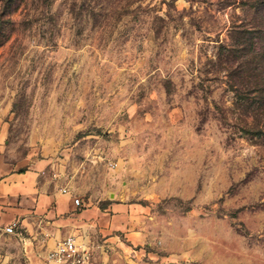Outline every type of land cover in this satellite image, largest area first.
Returning a JSON list of instances; mask_svg holds the SVG:
<instances>
[{"label": "rangeland", "instance_id": "rangeland-1", "mask_svg": "<svg viewBox=\"0 0 264 264\" xmlns=\"http://www.w3.org/2000/svg\"><path fill=\"white\" fill-rule=\"evenodd\" d=\"M255 24L264 0H0L5 156L132 205L77 235L94 264H264ZM22 247L0 227V264Z\"/></svg>", "mask_w": 264, "mask_h": 264}, {"label": "crops", "instance_id": "crops-1", "mask_svg": "<svg viewBox=\"0 0 264 264\" xmlns=\"http://www.w3.org/2000/svg\"><path fill=\"white\" fill-rule=\"evenodd\" d=\"M0 129V227L18 219L19 231L12 233L22 240L24 256L23 260L10 257L2 264H49L47 250L68 233L91 234L99 227L109 237L114 229L132 228L130 202H87L72 187L71 178H64L53 165L36 163L20 168L5 156ZM75 195L84 199V205L75 203Z\"/></svg>", "mask_w": 264, "mask_h": 264}, {"label": "built area", "instance_id": "built-area-1", "mask_svg": "<svg viewBox=\"0 0 264 264\" xmlns=\"http://www.w3.org/2000/svg\"><path fill=\"white\" fill-rule=\"evenodd\" d=\"M74 201L77 205L85 203L79 195L74 196ZM18 226V219H13L4 226V230L18 232ZM46 259L49 264H94L91 246L74 233L66 234L50 247L46 252Z\"/></svg>", "mask_w": 264, "mask_h": 264}, {"label": "trees", "instance_id": "trees-1", "mask_svg": "<svg viewBox=\"0 0 264 264\" xmlns=\"http://www.w3.org/2000/svg\"><path fill=\"white\" fill-rule=\"evenodd\" d=\"M7 4V1L5 2V5ZM260 22V21H259ZM257 24H255V26H253L254 28L256 27V29H260L261 31H263V35H264V26H263V24L261 25V24H259V25H257ZM260 31V32H261ZM259 32V33H260ZM256 37L258 38V43H259V45H258V49H256V45H253L254 46V50H252V53L250 54V55H264V40H263V42H262V40H261V37H260V35L258 34V35H256ZM259 38H260V40H259ZM252 43H253V41H252ZM253 58V57H252ZM251 61H253V59H251ZM254 62H255V64H254V66L255 67H257V66H259V68L260 69H258L259 71H258V73H254V74H251L252 76H254V80L256 81V82H263L264 83V64H262V58H255L254 59ZM261 91V90H260ZM262 96H263V98H264V95L262 94L261 96H260V98H262ZM262 98V99H263Z\"/></svg>", "mask_w": 264, "mask_h": 264}]
</instances>
